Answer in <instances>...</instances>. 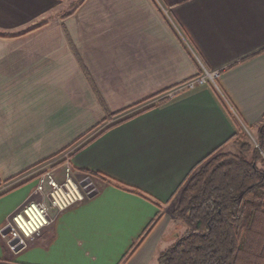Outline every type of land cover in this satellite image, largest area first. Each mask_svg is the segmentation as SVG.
<instances>
[{
  "label": "crops",
  "instance_id": "1",
  "mask_svg": "<svg viewBox=\"0 0 264 264\" xmlns=\"http://www.w3.org/2000/svg\"><path fill=\"white\" fill-rule=\"evenodd\" d=\"M204 68L218 86L164 95ZM153 104L72 155L80 178L146 196L93 178L96 193L54 209L25 247L0 233V264H119L159 213L124 264L158 261L187 173L264 119V0H0V229L39 165Z\"/></svg>",
  "mask_w": 264,
  "mask_h": 264
},
{
  "label": "trees",
  "instance_id": "2",
  "mask_svg": "<svg viewBox=\"0 0 264 264\" xmlns=\"http://www.w3.org/2000/svg\"><path fill=\"white\" fill-rule=\"evenodd\" d=\"M155 105L104 126L72 155ZM119 113L110 114L103 121ZM243 135L238 128L231 138L238 142V152L225 150V143L221 144L197 162L179 184L172 213L187 230L159 254L158 264H264V170L257 163L261 151L264 152V119L259 125L258 146L243 140ZM82 171L146 196L141 190L99 172ZM159 218L158 213L119 264H124L137 250Z\"/></svg>",
  "mask_w": 264,
  "mask_h": 264
},
{
  "label": "built area",
  "instance_id": "3",
  "mask_svg": "<svg viewBox=\"0 0 264 264\" xmlns=\"http://www.w3.org/2000/svg\"><path fill=\"white\" fill-rule=\"evenodd\" d=\"M220 70L203 69L202 73L167 90L166 97H174L184 90L206 83L218 86ZM73 150L63 156V162H45L38 169L37 185L32 197L0 229L1 236L12 250L25 247L29 240L40 234L53 220V210H63L90 196L92 189L83 187L72 161ZM59 163V164H58ZM39 198L34 199V196Z\"/></svg>",
  "mask_w": 264,
  "mask_h": 264
},
{
  "label": "rangeland",
  "instance_id": "4",
  "mask_svg": "<svg viewBox=\"0 0 264 264\" xmlns=\"http://www.w3.org/2000/svg\"><path fill=\"white\" fill-rule=\"evenodd\" d=\"M72 1H77L78 2V0H72ZM198 75V74H197ZM194 77V76H193ZM192 78V77H191ZM190 79V78H189ZM187 80V79H186ZM185 81V80H184ZM183 82V81H182ZM181 82V83H182ZM180 84V83H179ZM214 86H215V84L214 83H212ZM118 115V114H117ZM117 115H115L111 120H110V122L109 123H107V124H110L112 121H114V119L115 118H117ZM118 119V118H117ZM117 119H115V120H117ZM105 126V125H104ZM103 126V127H104ZM243 132L245 133V135H243V140H246V141H248V142H250L253 146H258V139H257V133H256V130L255 129H251V128H246V127H244L243 129ZM236 143H238L236 140H234ZM224 149L225 150H231V151H234V152H238L239 151V148H238V144L237 145H234L233 143L229 146V147H224ZM74 151H76V147H75V149L73 150V152ZM66 152V151H65ZM65 152H63L62 154H60L57 158H53L54 160H50V161H48V162H54L55 160H57V162H63V156H64V154H65ZM261 153H262V155L258 158V160H257V163H258V166L261 168V169H263L264 170V152L263 151H261ZM56 162V161H55ZM47 163V162H46ZM42 164H44V163H42ZM41 164V165H42ZM59 164V163H58ZM41 165H39L38 167H37V169L41 166ZM40 171H42V170H39L38 172H40ZM76 172V171H75ZM76 174H78L77 172H76ZM78 176V175H77ZM88 177H90V176H88ZM87 177V178H88ZM86 178V179H87ZM78 179H79V181L81 182L82 180L83 181H85L86 179H83V178H80V177H78ZM93 178L91 177V180L90 181H88L87 183H85V185H83V183H82V186L83 187H85V186H89L90 185V183H92L93 184V186H92V188L91 189H93L94 188V183H93ZM82 181V182H83ZM168 210L170 211V208H168ZM187 230V227L185 226V225H183V224H181L180 223V221H177L176 223L174 222H171L170 224H169V226H168V228H167V230H166V232H165V236L163 237V240L161 241V244H160V249L161 250H165V249H167L168 247H170L173 243H175V241L177 240V237H179V236H181V235H183L184 233H185V231ZM149 264H158V261H157V259H154L153 261H151Z\"/></svg>",
  "mask_w": 264,
  "mask_h": 264
},
{
  "label": "water",
  "instance_id": "5",
  "mask_svg": "<svg viewBox=\"0 0 264 264\" xmlns=\"http://www.w3.org/2000/svg\"><path fill=\"white\" fill-rule=\"evenodd\" d=\"M90 180H91V177H88L85 181L82 182L83 185H85V183H87ZM88 188L89 189L92 188V184H91V186L89 185ZM96 191H97V189L96 188H93L92 191H91V193H90V195H93L94 193H96Z\"/></svg>",
  "mask_w": 264,
  "mask_h": 264
}]
</instances>
